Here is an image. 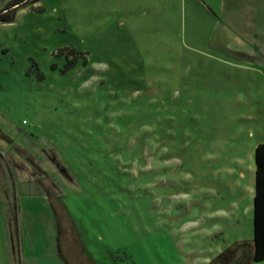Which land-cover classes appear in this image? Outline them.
Segmentation results:
<instances>
[{
  "label": "rangeland",
  "instance_id": "1",
  "mask_svg": "<svg viewBox=\"0 0 264 264\" xmlns=\"http://www.w3.org/2000/svg\"><path fill=\"white\" fill-rule=\"evenodd\" d=\"M35 7L0 24V264H209L251 243L225 168L264 143V0Z\"/></svg>",
  "mask_w": 264,
  "mask_h": 264
},
{
  "label": "trees",
  "instance_id": "2",
  "mask_svg": "<svg viewBox=\"0 0 264 264\" xmlns=\"http://www.w3.org/2000/svg\"><path fill=\"white\" fill-rule=\"evenodd\" d=\"M5 1V0H0ZM5 6L0 10V24H10L16 19L17 13L21 9L31 8L41 11L35 5L39 0H6ZM67 56H72L65 64L63 72L74 68L77 63L78 54L74 49L67 50ZM63 50L58 52L62 55ZM256 162V182L255 195L253 200V241H242L235 243L223 252L218 254L209 264H232L238 258L240 250H249V256L244 264L264 262V143L259 144L255 150Z\"/></svg>",
  "mask_w": 264,
  "mask_h": 264
},
{
  "label": "crops",
  "instance_id": "3",
  "mask_svg": "<svg viewBox=\"0 0 264 264\" xmlns=\"http://www.w3.org/2000/svg\"><path fill=\"white\" fill-rule=\"evenodd\" d=\"M120 1V0H117ZM197 1H201V0H197ZM226 1V0H224ZM261 144V143H259ZM255 145L251 151V154H249V156L246 159L243 158H239V162L232 164V166H228L225 169L227 170V172H230V174H237L238 177L240 178L242 185L245 187V195L248 196V198L250 199V197H253L254 200V195H255V182H256V162H255V150L256 147L259 145ZM253 161V162H252ZM237 172V173H236ZM246 172H255L254 173V178L253 181L252 179L248 180L246 177ZM244 181V182H242ZM251 208L250 204L247 206V210H249Z\"/></svg>",
  "mask_w": 264,
  "mask_h": 264
}]
</instances>
